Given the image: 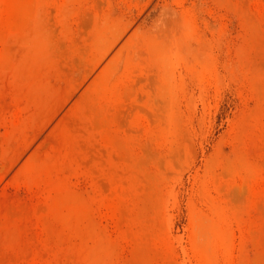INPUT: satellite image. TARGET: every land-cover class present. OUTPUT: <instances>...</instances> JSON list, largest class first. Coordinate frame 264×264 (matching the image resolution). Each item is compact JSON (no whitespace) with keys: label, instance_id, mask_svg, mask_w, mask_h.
I'll return each mask as SVG.
<instances>
[{"label":"rangeland","instance_id":"rangeland-1","mask_svg":"<svg viewBox=\"0 0 264 264\" xmlns=\"http://www.w3.org/2000/svg\"><path fill=\"white\" fill-rule=\"evenodd\" d=\"M0 264H264V0H0Z\"/></svg>","mask_w":264,"mask_h":264}]
</instances>
